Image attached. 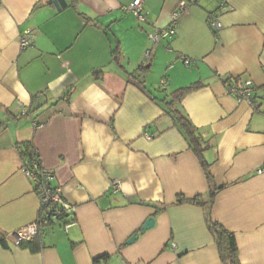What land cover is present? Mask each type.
<instances>
[{
    "label": "crops",
    "instance_id": "0c3cea01",
    "mask_svg": "<svg viewBox=\"0 0 264 264\" xmlns=\"http://www.w3.org/2000/svg\"><path fill=\"white\" fill-rule=\"evenodd\" d=\"M65 1L58 12L52 0H0V241L40 215L20 144H32L72 208L67 228L42 230L37 253L0 242V264H222L203 209L177 203L208 185L158 102L193 84L178 106L212 144L211 218L234 235L239 264H264V0H228L217 34L207 24L217 2L188 0L159 44L147 35L169 25L179 0H144L145 23L121 10L134 0ZM25 31L36 36L20 50ZM146 50L148 70L135 80ZM227 80L250 81L258 109L228 95Z\"/></svg>",
    "mask_w": 264,
    "mask_h": 264
},
{
    "label": "trees",
    "instance_id": "16d2710c",
    "mask_svg": "<svg viewBox=\"0 0 264 264\" xmlns=\"http://www.w3.org/2000/svg\"><path fill=\"white\" fill-rule=\"evenodd\" d=\"M73 5L75 0H69ZM159 44V43H158ZM120 60V51L118 47H116L112 51V61L119 65ZM148 70V66H140L135 74H128L131 78L140 81L141 77H143ZM92 77L95 80H100L102 77V72H94L92 73ZM228 83L229 81H225ZM235 83H238L235 81ZM142 86L143 83L139 82ZM200 88V85L193 84L185 88H181L175 90L171 94H169L166 98L158 101L160 106L162 107L165 114L170 116L172 119L173 126L178 130V132L183 137L186 142L188 149L196 156L206 178V182L208 185V192L205 196H198L192 199H184L178 198L177 203H189L200 206L206 217V223L208 227V231L210 232L214 243L216 245L218 255L222 264H239L238 257V248L234 239V235L224 229L220 224L214 222L211 218V209L214 204V200L216 197L219 188L214 185V181L212 175L210 173L209 167L210 163L206 160L205 154L208 150L212 148V144L210 140L205 139L200 131L191 123L186 114L179 108V104L182 99L190 94L191 92ZM72 92V88H70L66 93L64 98L68 101L69 96ZM25 115H21L26 117ZM3 129V124L0 123V131ZM17 150L21 157L22 161L25 162H35L38 164V167H41V162L38 153L35 151L31 143H23L17 146ZM58 210L57 214V223L64 224L65 220H67V216L62 213L61 209L56 206L49 205L42 209L40 212L39 218L42 220V225L39 229L38 234L30 241H24L19 244L20 248L28 249L32 253H37L42 248L41 243V233L42 230L51 225L53 221L51 220V216L53 212ZM72 220H70L71 222ZM5 240V239H4ZM3 239L0 241L3 246H5V241Z\"/></svg>",
    "mask_w": 264,
    "mask_h": 264
},
{
    "label": "built area",
    "instance_id": "2783aa9c",
    "mask_svg": "<svg viewBox=\"0 0 264 264\" xmlns=\"http://www.w3.org/2000/svg\"><path fill=\"white\" fill-rule=\"evenodd\" d=\"M218 5V9L213 11L208 15L207 24L210 31L213 34H217L220 29V13L224 12L227 7L228 0H215ZM144 0H134L130 5L122 7L121 10L125 13H131L135 16L138 22L145 23V18L142 14V4ZM188 0H179L178 5L175 10L170 15L169 25L162 29H154L148 33L147 38L151 44H158L162 41H167L173 38L176 23L180 16L185 12ZM34 31H25L19 35V48L20 50H25L33 45L35 39ZM150 58V51L146 50L144 53V59L140 66H145L148 59ZM185 66H190L191 61L189 59H183ZM161 86H164V82H161ZM253 85L250 81L235 83L230 81L225 85V91L228 95L232 96L238 103H246L253 109H258L253 98ZM21 115H25L26 112L21 108ZM146 139H150L149 135H145ZM22 171L24 175L30 180L33 185L34 193L40 203V212L45 207L52 205L61 209L62 213L67 216L63 226L67 228L70 222L68 215L70 214L72 208L61 198L58 189L53 187L54 175L52 172L45 170L42 166L38 167L36 161L25 162L22 161ZM264 168H260L257 174H263ZM120 191V185L118 179H112L109 183L108 192L111 195L117 194ZM53 212L51 220L53 222L57 221V212ZM41 218L36 219V221L22 229H19L13 233H8L5 236L6 242H11L14 247H19V244L24 241L32 240L39 232L42 225ZM175 247L174 244L171 246Z\"/></svg>",
    "mask_w": 264,
    "mask_h": 264
},
{
    "label": "water",
    "instance_id": "95a60500",
    "mask_svg": "<svg viewBox=\"0 0 264 264\" xmlns=\"http://www.w3.org/2000/svg\"><path fill=\"white\" fill-rule=\"evenodd\" d=\"M52 4H53L54 8L56 9V11H58V12L67 6L65 0H52ZM153 225H154V219L148 218L146 220V222L144 223V225L141 227V231L148 230V229L152 228ZM136 238H137V235L132 236L128 240L127 244H131L133 241L136 240Z\"/></svg>",
    "mask_w": 264,
    "mask_h": 264
}]
</instances>
